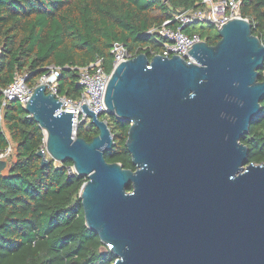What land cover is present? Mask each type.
<instances>
[{"label":"water","instance_id":"95a60500","mask_svg":"<svg viewBox=\"0 0 264 264\" xmlns=\"http://www.w3.org/2000/svg\"><path fill=\"white\" fill-rule=\"evenodd\" d=\"M246 18L197 42L184 56L140 53L120 63L105 100L131 123L126 145L135 170L110 163L114 136L74 137L73 112L35 88L26 104L45 133L42 165L73 162L87 177L80 191L86 225L117 256L114 264H264V163L241 140L261 113L264 38ZM8 166L0 160V172ZM132 187V190H129Z\"/></svg>","mask_w":264,"mask_h":264},{"label":"trees","instance_id":"16d2710c","mask_svg":"<svg viewBox=\"0 0 264 264\" xmlns=\"http://www.w3.org/2000/svg\"><path fill=\"white\" fill-rule=\"evenodd\" d=\"M241 1L242 17L263 40L264 0ZM204 6V0H0V151L14 144L8 171L0 172V264H114L117 259L86 225L80 191L87 177L72 170V161L56 162L48 155L42 165L38 152L45 147L44 130L19 100L3 106V90L17 73L34 87L45 68L56 65L63 68L59 93L77 99L79 68L101 58L111 72L116 42L152 59L166 41L160 33L164 24L180 11ZM198 24L183 31L216 45L218 29ZM261 106L241 140L256 164L264 163V98ZM104 118L115 141L106 160L135 170L126 145L131 123L110 113ZM98 134L92 122L77 130V137L89 142Z\"/></svg>","mask_w":264,"mask_h":264},{"label":"built area","instance_id":"2783aa9c","mask_svg":"<svg viewBox=\"0 0 264 264\" xmlns=\"http://www.w3.org/2000/svg\"><path fill=\"white\" fill-rule=\"evenodd\" d=\"M241 2V0H204V7L178 12L173 20H168L161 28L160 33L166 38V41L163 42L161 52L157 54L166 56L180 55L186 57L188 60L194 61L189 53L195 43L203 40L202 36L198 33L188 35L183 29L187 25L196 23H210L216 29H220L224 24L234 18H243L241 15ZM171 22H177L178 26L175 28L167 26ZM111 53L114 56L111 72H107L104 69L101 58L89 66L79 68L78 83L82 88V92L77 99L59 93V80L63 68L50 65L45 68V72L38 79L34 87H31L27 83L26 75L17 73L13 83L3 90V106L12 100H19L26 106L35 88L39 85H45L47 93L54 94L62 102L61 107L57 110L58 113L62 111L73 112V135L77 137L78 127L89 118L88 114L83 111L81 105L86 104L101 119H103L102 116L108 115L105 95L113 71L120 63L136 56L125 44L119 42L114 43ZM103 120L107 121L106 118ZM13 154L14 146L10 143L7 148L0 151V160L7 161ZM72 170H74L73 167Z\"/></svg>","mask_w":264,"mask_h":264},{"label":"rangeland","instance_id":"374dc122","mask_svg":"<svg viewBox=\"0 0 264 264\" xmlns=\"http://www.w3.org/2000/svg\"><path fill=\"white\" fill-rule=\"evenodd\" d=\"M198 25H201V26H205V25H207L206 23H201V24H198ZM102 118L104 119V117L102 116ZM90 122H92L91 121V118L89 117L88 119H87V121H85V122H83L82 124H84V126H87ZM12 144H13V142H11ZM13 146H14V144H13ZM14 157V156H13ZM4 172H7L8 171V167L5 169V170H3Z\"/></svg>","mask_w":264,"mask_h":264}]
</instances>
